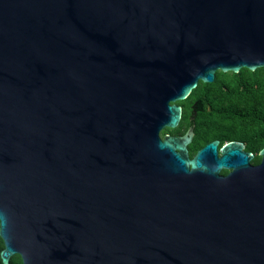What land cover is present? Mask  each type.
<instances>
[{"label": "water", "instance_id": "95a60500", "mask_svg": "<svg viewBox=\"0 0 264 264\" xmlns=\"http://www.w3.org/2000/svg\"><path fill=\"white\" fill-rule=\"evenodd\" d=\"M242 68L264 0H0L2 263L264 264V147L161 136Z\"/></svg>", "mask_w": 264, "mask_h": 264}, {"label": "trees", "instance_id": "16d2710c", "mask_svg": "<svg viewBox=\"0 0 264 264\" xmlns=\"http://www.w3.org/2000/svg\"><path fill=\"white\" fill-rule=\"evenodd\" d=\"M194 102L197 103L196 123L188 146L190 157L207 142L217 139L221 144L244 143L246 150L255 154L254 163L260 162L257 154L264 147V68L254 71L242 68L238 73L217 71L214 82H199L185 101L177 102L184 106L185 121L191 112L189 105ZM187 125L184 122L161 134H182ZM0 264H3L1 259ZM8 264H22L20 256H12Z\"/></svg>", "mask_w": 264, "mask_h": 264}, {"label": "flooded vegetation", "instance_id": "af4514ba", "mask_svg": "<svg viewBox=\"0 0 264 264\" xmlns=\"http://www.w3.org/2000/svg\"><path fill=\"white\" fill-rule=\"evenodd\" d=\"M186 100V99H185ZM185 100H183V101H185ZM177 105H180V107H181V119H180V121H179V123H178V125H177V127L178 126H180V125H184V122L185 123H187L188 125H187V128H186V130L190 127V126H194L195 127V123H196V107H197V103L196 102H194L193 104H190L189 105V109H190V114L187 116V121H185L184 120V106L182 105V104H177ZM185 130V131H186ZM184 131V132H185ZM167 134H170V133H167ZM183 134V133H182ZM182 134H170V135H182ZM164 134H161V136H163ZM194 137V136H193ZM192 142V141H191ZM190 145V144H189ZM220 145H222L221 143H220ZM245 151H247V152H250L249 150H246V148L244 149ZM254 160H255V154H254V158L250 161V163L251 164H253V165H256L255 163H254ZM223 172V171H222ZM227 172L225 171V174H226Z\"/></svg>", "mask_w": 264, "mask_h": 264}]
</instances>
